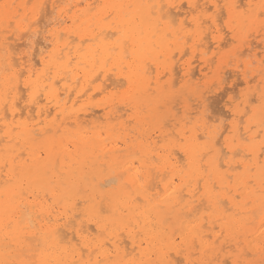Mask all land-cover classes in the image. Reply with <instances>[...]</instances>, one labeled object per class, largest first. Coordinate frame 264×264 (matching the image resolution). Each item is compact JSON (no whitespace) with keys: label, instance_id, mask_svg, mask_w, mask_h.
Listing matches in <instances>:
<instances>
[{"label":"bare ground","instance_id":"6f19581e","mask_svg":"<svg viewBox=\"0 0 264 264\" xmlns=\"http://www.w3.org/2000/svg\"><path fill=\"white\" fill-rule=\"evenodd\" d=\"M169 2L172 0H0L3 264L40 259L37 237L47 258L67 264L82 260L152 264L166 258L205 264L235 258L237 241L241 247H251L260 260L264 123L258 105L264 88L260 75L264 33L257 30L259 21H247L248 35L239 48L238 61L219 71L216 63L209 64L216 48L209 34L203 41L190 36L186 43L154 37L149 46L151 32L144 10L146 31L143 46L137 41V68L133 73L114 71L122 59L116 36L127 26L105 6ZM174 2L179 10L165 9L166 15L177 24L184 20L186 27H194L193 16L203 7L215 11L216 4L245 9L251 5L254 18L264 0ZM189 3L200 7L189 9ZM5 5L12 7L6 10ZM32 5H45L42 11L50 28L61 39L45 44L41 35L25 55L27 37L7 30L4 13H19L22 21L36 11ZM109 12L113 18L106 21ZM222 14L227 16L228 9ZM227 43L231 44L230 35L227 41L217 39L220 47ZM256 47L263 49L260 59ZM41 48L46 49L43 55L51 69L38 75ZM141 59L151 61L146 71L140 67ZM227 69L231 82L237 79L230 87L243 85L256 105L250 102L245 108L241 103V110L236 111L230 101L231 106L224 105L227 114L221 111L231 117L224 125L220 117L224 122L226 116H217L213 122L214 115L206 117L203 110L204 101L210 105L208 100L214 102L222 88L220 78L228 80ZM13 71L20 73L18 81ZM208 74L215 75L219 84L211 91ZM127 75L132 76L130 89L124 78ZM196 87L203 97H192L189 103L188 95ZM225 88L220 91L225 93ZM217 97L214 103L223 102ZM222 231L223 236L219 235Z\"/></svg>","mask_w":264,"mask_h":264},{"label":"snow or ice","instance_id":"6c2138e0","mask_svg":"<svg viewBox=\"0 0 264 264\" xmlns=\"http://www.w3.org/2000/svg\"><path fill=\"white\" fill-rule=\"evenodd\" d=\"M4 7L7 10L12 6L5 5ZM25 7L28 6L25 5ZM52 7L55 11L57 6L53 4ZM105 7L111 8L116 13L117 17L121 18L127 26L126 28L121 29L116 36V42L122 50V59L118 66L114 65L113 70H118L122 73H133L137 68V60L139 58L137 41H140L141 46H143L146 31L144 28V10H147V17L149 18L147 31L151 32V36L148 38L149 46L154 43L152 39L154 37H159L162 41H168L169 43L172 42L173 38L177 41L183 39L186 43L190 36L194 37V39L198 36L200 41H203L206 39L205 34H209L212 37L211 42L216 45L215 50L212 52V57L208 58L209 64L216 63L219 71H223L225 68L232 66L234 61H238L239 48L242 47V41L246 39L248 35L247 21H259V28L257 30L264 33V2L259 6L260 13L254 18L251 17V5H248L247 9H245L242 5L225 4L221 6L216 4L213 5L215 11H212L211 13H209L206 7H203L199 14L193 16L194 27H186L184 20H181L179 24H177L173 18L166 15L165 9L175 8L179 10L180 5L175 3L174 0L166 4L121 3L106 5ZM196 7L200 6L193 5L192 3H189L188 5L189 9ZM32 8L36 9L32 17L29 18L25 15L22 21L19 19V13H16L15 15H10L7 11L4 13V21L8 25L7 30L12 31L18 36L20 33H24L27 37V45L29 47L25 50V55L30 54L41 35L43 36L45 44H52L61 39L59 33H54L51 30L50 22L47 20V14L42 11L45 8V5H32ZM223 9H228L227 16L222 14ZM112 18V12H109L108 16L105 17L106 21H109ZM137 21H139V23H137ZM14 25L15 27H13ZM238 27L240 29L239 33ZM182 33L183 36L181 35ZM229 35L231 36V47L225 44V46L221 48L217 44V39L219 38L220 40L227 41ZM20 38L23 39L24 37L20 36ZM237 41H241V43H237ZM153 50L158 51L157 48H154ZM45 51L46 49L41 48L42 67L38 70V75L46 74L51 69V63L47 62L48 58L43 55ZM150 62L149 59H141L140 67H143L146 71L147 65ZM262 64H264V61H262ZM12 75L17 81L19 80L20 73L18 71H13ZM260 75L261 82L264 84V68H262ZM124 78L128 81V88L130 89L133 83L132 76L127 75ZM28 79H31V75ZM9 83H11V79L9 80ZM219 83H226V81L221 77ZM214 86L219 87V84H215ZM25 87H28L27 81L25 82ZM208 91H211V89H208ZM192 97H196L197 99L202 98L203 91L201 88L196 87L191 90L188 95L189 103H191ZM241 97V100L236 101V111L240 110L241 103L247 108L248 104L251 102L249 94L244 90L241 92ZM230 99L232 98L230 97ZM259 101L258 107L260 109L261 122L264 123V88L261 90ZM208 107L209 105L207 101H204L205 111H207ZM243 114L248 115L247 111ZM137 179H140L139 175L137 176ZM261 185L262 189H264V173H262ZM261 196L264 197V191L261 192ZM8 227L11 228V225H8ZM66 227L71 228L72 225H66ZM262 228H264V224H262ZM219 235L223 236L224 232L222 231ZM262 235H264V232H262ZM36 245V251L40 253L41 258L27 259L22 261L21 264H67L66 261L60 259L47 258L46 250L41 246L39 237L36 238ZM223 251L224 250L221 249V252ZM229 252L231 253V249H229ZM234 255L235 258H231L230 256L229 259L207 261L205 264H229L230 260L231 264H264V241L259 245V255L261 257L259 261L255 258L256 252H254L251 247H241L239 241H237V251ZM0 264H3V262H0ZM80 264H93V262L91 260H82ZM95 264H100V262L97 261ZM132 264H135V262H132ZM141 264H143V262H141ZM152 264H190V262L171 261L166 258L160 261H154Z\"/></svg>","mask_w":264,"mask_h":264},{"label":"rangeland","instance_id":"374dc122","mask_svg":"<svg viewBox=\"0 0 264 264\" xmlns=\"http://www.w3.org/2000/svg\"><path fill=\"white\" fill-rule=\"evenodd\" d=\"M208 11H209V10H208ZM211 12H212V10L209 11V13H211ZM225 31H226V30H225ZM250 39H251V38H250ZM227 45H228L229 47H231V44L227 43ZM224 46H225V45H224ZM254 46H255V45H254ZM221 48H223V47H221ZM255 49H256V52L259 53V54H257V57L259 56L258 59H260V58H261V55H262V52H263V49H261V47H258V48L256 47ZM210 51H212V48L209 49V54H206V57H208V56L210 55V53H211ZM261 51H262V52H261ZM186 55H187V56H185L184 58H185V59H188L189 56H188V54H186ZM184 58H183V60H184ZM193 59H194V61H195V59H196L194 65H197L196 62H197V60H198V56H197L196 58L194 57ZM193 59H192V61H193ZM243 59H245L244 56H243ZM253 65L255 66V64H252V66H253ZM253 68H254V67H251V69H253ZM225 71H228V72H226V74H224V75H227L226 77L228 78V80L226 79V81H229V82H228V83H227V82L224 83V85H223V83L221 84V87L223 88V92H224V87H227V89L229 90V88H232V87H230V86H231V83H235V82H237V79H236L234 82H231L232 78L230 79L231 76H230V74H229V73H230L229 69H227V70H225ZM227 73L229 74L230 77L228 76ZM224 75H223V76H224ZM224 77H225V76H224ZM216 79H217V77H216L215 75L208 74V76H207V82H210V85H211V84L213 85V86L211 85V90L217 88V87L214 86V85L216 84V82H217ZM239 80H240V78H238V82H240ZM227 84H228V85H227ZM236 84H237V86H235V87L232 88L233 92H232V90H231V92H232V93H235V95H232L231 92H230V90L228 91L226 88H225V89H226L227 91H225V93H228V94H226L225 96H224L225 93H223L222 91H220L222 88L216 92L217 94L215 93L218 97H217L215 94L210 95V99H212V97L215 95V96L213 97V99L216 100L215 97H217V100H219V99L222 100V98H223V102L220 101V103L216 104V103H214L215 100H214V102H212V103H211V101H213V100H211V101L208 100V102H210V103H209V104H210V105H209V109H207V111H205V108H204L203 111H205V112H203V115L206 116V117H207V116L210 117L211 114L214 115L215 117L212 116V120H211V121H213L214 118H216L217 116L220 117V115L227 114V113H226V110H225V106H226V105H227V106H231V104H232L233 106H236V101L242 99V97H241V92H242V90H244V86H243V85H240V83H236ZM238 84H239V85H238ZM225 85H226V86H225ZM223 86H224V87H223ZM237 88H238V89H237ZM234 89H235V91H234ZM219 91H220V93H223V94L218 93ZM244 91H245V90H244ZM237 92H239V93H237ZM237 94H238V95H237ZM211 96H212V97H211ZM222 96H223V97H222ZM232 96H233V97L236 96V98H233ZM237 96H238V97H237ZM230 97H231L232 99H230ZM224 98H225V99H224ZM224 100H226V101H224ZM232 100H233V101H232ZM230 101H231V104H230ZM224 102H225V103H224ZM232 102H233V103H232ZM251 104L255 106V105H256V102L254 101V102L252 103V101H251ZM216 105H217V106H216ZM224 105H225V106H224ZM214 106H215V107H214ZM212 107H214V109H216V110H214ZM218 107H219V108H218ZM210 108H211V110H210ZM241 108H242V104H240V110H241ZM221 109H222V110H221ZM221 111H223V112L225 111V112L222 114ZM177 113H178L177 116H178V119H179L180 116H181V113L178 112V111H177ZM217 113H219V114H217ZM206 114H207V115H206ZM223 116H226V115H223ZM217 118H218V117H217ZM220 118H222V119H221V121H222L221 124L224 123V125H225V124L228 122V120H230L231 117L229 116V118H227V116H226V117H225V120H226V121H224V122H223L224 117L221 116ZM226 118H227V119H226ZM206 119H207V118H206ZM218 119H219V118H218ZM209 120H210V119H209ZM209 120H207L208 123H210ZM215 120H217V119H215ZM217 121H219V123H220V120H217ZM213 122H214V121H213ZM213 122H211V124H212ZM215 122H216V121H215ZM213 124H214V126H217V125H218V122H217V124H216V123H213ZM218 126H219V125H218Z\"/></svg>","mask_w":264,"mask_h":264}]
</instances>
